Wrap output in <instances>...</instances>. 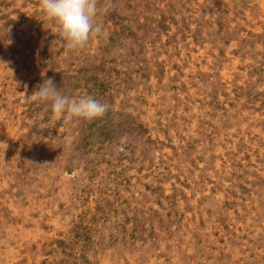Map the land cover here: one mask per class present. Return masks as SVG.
Here are the masks:
<instances>
[{
	"label": "rangeland",
	"instance_id": "374dc122",
	"mask_svg": "<svg viewBox=\"0 0 264 264\" xmlns=\"http://www.w3.org/2000/svg\"><path fill=\"white\" fill-rule=\"evenodd\" d=\"M97 7L69 50L0 0V264H264V0ZM48 78L108 111L54 118Z\"/></svg>",
	"mask_w": 264,
	"mask_h": 264
},
{
	"label": "clouds",
	"instance_id": "9594fccd",
	"mask_svg": "<svg viewBox=\"0 0 264 264\" xmlns=\"http://www.w3.org/2000/svg\"><path fill=\"white\" fill-rule=\"evenodd\" d=\"M40 5L42 16L58 26L60 48L80 50L93 35H106L102 26L95 23L98 0H40ZM31 96L34 100L50 103L54 118H63L65 123L79 118L92 121L103 117L109 109L108 104L90 95L79 98L64 95L52 78L45 79Z\"/></svg>",
	"mask_w": 264,
	"mask_h": 264
},
{
	"label": "bare ground",
	"instance_id": "6f19581e",
	"mask_svg": "<svg viewBox=\"0 0 264 264\" xmlns=\"http://www.w3.org/2000/svg\"><path fill=\"white\" fill-rule=\"evenodd\" d=\"M7 118V117H6Z\"/></svg>",
	"mask_w": 264,
	"mask_h": 264
}]
</instances>
